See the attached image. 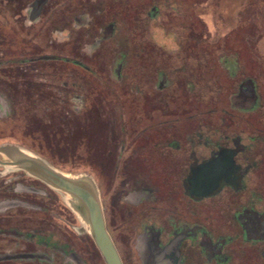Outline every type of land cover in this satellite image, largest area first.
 <instances>
[{"label": "rangeland", "instance_id": "1", "mask_svg": "<svg viewBox=\"0 0 264 264\" xmlns=\"http://www.w3.org/2000/svg\"><path fill=\"white\" fill-rule=\"evenodd\" d=\"M103 1L104 13L75 33L71 46L64 32L71 23L67 0H52L41 17L30 10L22 14L14 1L0 0V159L8 161V151L28 154L61 173L90 177L111 238L127 247L124 237L131 236V221L125 214L127 227L120 228L115 198L144 173L136 169L139 160L127 159L145 155L153 142L147 137L150 112H185L186 121L180 123L185 146L199 124L206 134L212 126L224 132L230 126L236 137L246 119L250 125L264 123L258 110L264 106V0H172L179 5L170 3V10L161 0L154 2L159 8L150 15L147 0ZM72 3L74 16H81L82 0ZM85 7L90 17L97 11L95 3ZM114 21L117 34L100 37V30ZM156 45L170 48L165 59L153 50ZM161 73L169 77L165 88L159 86ZM242 83L253 94L248 103L232 98ZM260 93L263 99H257ZM199 113L197 123L192 117ZM262 173L251 177L252 188L264 190ZM242 195L202 202L201 220L209 217L226 235L222 212L236 209ZM0 199L17 203L0 209V230L7 232L0 233V264H105L65 194L23 171L0 166ZM38 234L53 236L71 255L65 259L59 250L36 245L29 236ZM227 250V264H264L239 241ZM126 252V263L133 264L130 250Z\"/></svg>", "mask_w": 264, "mask_h": 264}, {"label": "flooded vegetation", "instance_id": "2", "mask_svg": "<svg viewBox=\"0 0 264 264\" xmlns=\"http://www.w3.org/2000/svg\"><path fill=\"white\" fill-rule=\"evenodd\" d=\"M10 1L18 5L22 14L30 10L34 17H38L39 14L41 17L47 7L53 3L52 0ZM119 1L123 4L127 0ZM155 1L160 3L161 0L146 1L152 6L148 14L154 13L155 9L158 10V6V8L153 6ZM82 2L84 5L82 10L86 11V4L95 3L97 11L91 17L85 11L81 16L75 17L72 12V0H67L71 23L64 32H66V42L71 46L75 33L90 27V22L104 13L103 4H107L103 0H82ZM125 3L127 5L130 2ZM163 3L169 10L172 9L170 3L179 5L178 1L172 2V0H164ZM31 5L33 8L30 7ZM115 15L120 16L121 11H116ZM85 17L88 20H85ZM116 27L114 21L101 29L99 36L109 38L116 35L118 31ZM55 34L58 32L54 31L53 35ZM101 42L102 40H98L99 45ZM168 48L156 45L153 50L160 51L161 58L165 59L164 54L170 52ZM71 63L84 70L88 69L84 62L71 59ZM160 75L162 76L161 79L159 77V86L165 88L169 83V77L164 73ZM234 97L243 103L253 99V94L249 92V84L242 83L238 93L232 98ZM257 99H263L262 93L258 94ZM173 100L179 101L180 98ZM258 110L262 113L263 122L264 106ZM159 112L160 115H157L158 110H153L147 116L150 127L147 128V137L153 139L152 144L146 147L147 153L127 159L139 160L136 169L139 170V174L142 173L140 171H144L142 175L147 179L141 175L137 177L140 179L136 178L129 184L126 183L115 198V211L120 213L119 218H121L120 228H123L122 224L124 228L127 227L125 214L129 215L131 221L129 222L131 236L124 237L128 246L123 245L124 243L118 246L114 242L123 264H127L124 259L127 250L131 252L133 264H227L231 258L227 249L237 241L245 249L254 251L259 260L264 261V190L252 188L250 185L251 177L256 171L258 175L261 172L264 174V123L250 125V120L246 119V124L236 137L230 135L233 131L230 130V126L223 127L225 132L219 126H212L206 131L209 134H206L201 132L205 128L199 124L197 130L193 132L196 135L190 139L191 143L185 146V140H182L181 135L185 127L183 128L184 125L180 123L186 121V113L169 108ZM225 113L227 117L232 118L230 112ZM243 115L247 116L248 113L245 112ZM192 118L198 119L197 123H199V119L202 118L201 113ZM161 139L164 142L159 144L158 141ZM201 147L208 152L207 156L200 153ZM240 158L242 163L238 161ZM156 180L161 181L156 183ZM238 194H243L242 203L234 210L230 207L229 210L225 209L226 211L222 212L226 216V223H223L228 230L226 235L217 231L212 224L213 220L211 222L209 217L205 221L201 220L202 202L219 197H235ZM4 199H0V209L17 204L12 201V204H7L9 201ZM106 227L109 232L107 223ZM236 229L238 231L234 234L233 230ZM0 233L7 232L0 230ZM29 238L36 245L45 246L47 250L61 251L65 259L71 255L67 246L62 245L51 235L38 234Z\"/></svg>", "mask_w": 264, "mask_h": 264}, {"label": "water", "instance_id": "3", "mask_svg": "<svg viewBox=\"0 0 264 264\" xmlns=\"http://www.w3.org/2000/svg\"><path fill=\"white\" fill-rule=\"evenodd\" d=\"M6 154L8 161L0 159V166L23 171L45 183L51 189L65 194L72 210L88 227V232L105 264H123L116 245L107 230L97 186L90 177L61 173L32 155L15 154L10 151Z\"/></svg>", "mask_w": 264, "mask_h": 264}]
</instances>
